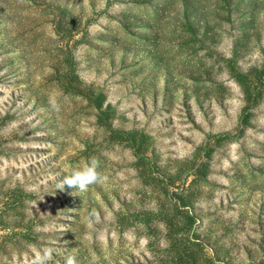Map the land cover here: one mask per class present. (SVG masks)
<instances>
[{"label": "rangeland", "instance_id": "rangeland-1", "mask_svg": "<svg viewBox=\"0 0 264 264\" xmlns=\"http://www.w3.org/2000/svg\"><path fill=\"white\" fill-rule=\"evenodd\" d=\"M49 248L264 264V0H0V264Z\"/></svg>", "mask_w": 264, "mask_h": 264}, {"label": "clouds", "instance_id": "clouds-1", "mask_svg": "<svg viewBox=\"0 0 264 264\" xmlns=\"http://www.w3.org/2000/svg\"><path fill=\"white\" fill-rule=\"evenodd\" d=\"M253 56L255 58H260L261 53L259 49L254 50ZM100 164L99 161L92 157L89 161L79 168H74L70 175L65 176L58 184L57 189L64 190L67 186L68 188H75L80 191H86L90 185L102 182L105 177L99 171ZM53 249H45L39 253L33 264H48L53 254ZM66 264H77V259L73 255H68L66 258Z\"/></svg>", "mask_w": 264, "mask_h": 264}]
</instances>
